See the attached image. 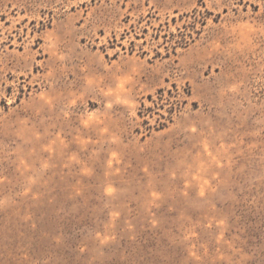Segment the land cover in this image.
Masks as SVG:
<instances>
[{"label": "rangeland", "instance_id": "rangeland-1", "mask_svg": "<svg viewBox=\"0 0 264 264\" xmlns=\"http://www.w3.org/2000/svg\"><path fill=\"white\" fill-rule=\"evenodd\" d=\"M0 264H264V0H0Z\"/></svg>", "mask_w": 264, "mask_h": 264}]
</instances>
